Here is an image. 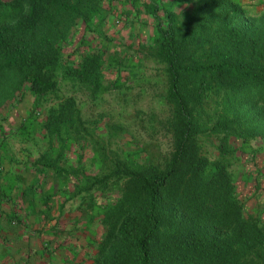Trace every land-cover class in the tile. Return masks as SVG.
<instances>
[{
    "label": "trees",
    "instance_id": "obj_1",
    "mask_svg": "<svg viewBox=\"0 0 264 264\" xmlns=\"http://www.w3.org/2000/svg\"><path fill=\"white\" fill-rule=\"evenodd\" d=\"M99 2L0 0V104L28 90L33 114L59 90L60 73L97 86L102 53L83 51L70 63L63 47ZM144 3L154 23L151 54L167 76L169 153L161 162L103 153L107 169L99 174L59 166L72 132L79 133V108L66 96L47 105L42 125L62 150L32 161L34 179L47 167L72 177L73 193L93 204L112 194L100 205L91 264H264V216L246 211L223 159L238 149L231 138L264 140V19L250 21L235 0ZM122 9L127 19L142 13ZM215 140L220 156L211 158L204 143Z\"/></svg>",
    "mask_w": 264,
    "mask_h": 264
},
{
    "label": "rangeland",
    "instance_id": "obj_2",
    "mask_svg": "<svg viewBox=\"0 0 264 264\" xmlns=\"http://www.w3.org/2000/svg\"><path fill=\"white\" fill-rule=\"evenodd\" d=\"M146 1L136 0L138 5L134 8L129 0H100L98 12L88 22L77 19L73 37L63 47V56L73 63L83 51L101 52L97 86L60 73L59 90L39 104L34 115L30 114L33 97L28 90L0 104V184H46L42 190L47 204L45 214L26 222V233L37 232L40 244L30 253L26 243L32 260L25 264H91L95 247L92 238H99L102 232L98 220L100 205L113 199L111 193L100 195L95 204L89 195L82 199L80 194L73 193L72 177L47 167L36 183L35 173L28 169L32 161L44 154L55 156L62 150L56 138L43 135L45 109L50 102L72 96L79 108V133L72 132L67 147L64 145L65 155L57 160L63 168L79 167L99 174L107 169L103 153L108 159L161 162L171 149L166 126L171 111L165 97L167 76L163 64L151 54L154 23L150 15L143 14ZM235 1L250 21L260 23L264 19V0ZM188 5L184 6L191 8ZM122 8H140L142 13L131 14L127 19ZM229 143L238 149L223 159L229 161L237 193L246 211L264 216V140L254 138L242 143L231 138ZM216 145L217 140L204 143L211 158L220 156ZM4 237L0 233V257L9 254L11 248L12 241Z\"/></svg>",
    "mask_w": 264,
    "mask_h": 264
},
{
    "label": "crops",
    "instance_id": "obj_3",
    "mask_svg": "<svg viewBox=\"0 0 264 264\" xmlns=\"http://www.w3.org/2000/svg\"><path fill=\"white\" fill-rule=\"evenodd\" d=\"M28 169H33L32 164ZM45 187L46 184H0V212L3 209L4 212L6 211L0 218V233L3 237L7 236L12 241L10 242L11 248L7 252L9 254L0 257V264H25L27 260H32V254L28 255L25 245L28 243V251L32 253V251L39 247V240L37 244L39 235L37 232L31 234L26 233L27 231L25 229L28 227H26L25 222H31L32 219L37 220V218H40L38 216L40 213L41 215L45 214L46 205L42 191L46 189ZM6 214L9 217L14 215L19 220L11 217V223H9L6 219L7 217H4ZM35 216L37 218H34ZM31 226L33 225L31 224ZM31 226L29 225V227ZM35 244L37 246L34 248L33 245ZM10 253H16L17 256L14 258Z\"/></svg>",
    "mask_w": 264,
    "mask_h": 264
}]
</instances>
